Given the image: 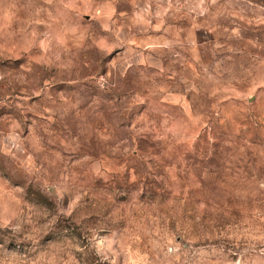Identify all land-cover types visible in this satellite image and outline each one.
Here are the masks:
<instances>
[{"label":"rangeland","instance_id":"1","mask_svg":"<svg viewBox=\"0 0 264 264\" xmlns=\"http://www.w3.org/2000/svg\"><path fill=\"white\" fill-rule=\"evenodd\" d=\"M0 264H264V0H0Z\"/></svg>","mask_w":264,"mask_h":264}]
</instances>
